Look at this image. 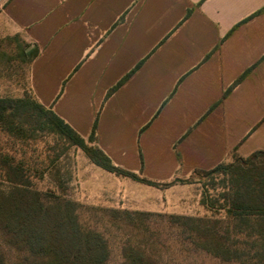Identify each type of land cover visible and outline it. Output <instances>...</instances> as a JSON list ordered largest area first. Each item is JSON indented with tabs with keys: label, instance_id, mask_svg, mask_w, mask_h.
I'll use <instances>...</instances> for the list:
<instances>
[{
	"label": "crops",
	"instance_id": "crops-1",
	"mask_svg": "<svg viewBox=\"0 0 264 264\" xmlns=\"http://www.w3.org/2000/svg\"><path fill=\"white\" fill-rule=\"evenodd\" d=\"M16 35L35 99L117 167L166 184L264 152V0H4Z\"/></svg>",
	"mask_w": 264,
	"mask_h": 264
},
{
	"label": "rangeland",
	"instance_id": "rangeland-1",
	"mask_svg": "<svg viewBox=\"0 0 264 264\" xmlns=\"http://www.w3.org/2000/svg\"><path fill=\"white\" fill-rule=\"evenodd\" d=\"M35 50L19 35L0 43V98L15 103L0 116V255L6 264L28 256L18 250L21 237L13 229L19 194L26 190L39 192L46 202H71L84 232L105 238V264H125L127 248L144 252L149 264H259L247 248L254 237L241 219L227 213L233 199L241 200L229 190L243 182L238 167L245 163L239 155L232 153L223 171H194L177 178L182 183L152 187L176 186L165 197L110 192L103 171L70 144L60 123L30 92Z\"/></svg>",
	"mask_w": 264,
	"mask_h": 264
},
{
	"label": "trees",
	"instance_id": "trees-1",
	"mask_svg": "<svg viewBox=\"0 0 264 264\" xmlns=\"http://www.w3.org/2000/svg\"><path fill=\"white\" fill-rule=\"evenodd\" d=\"M37 54L38 49L34 51L32 60ZM38 104L41 110L46 109L44 105L39 102ZM14 105V101L10 99L0 98V116ZM48 111L54 116L55 121L60 123V132L70 144L81 148L87 159L98 168L151 187L161 185L115 166L104 151L92 145L95 141L96 128L88 139H84L50 109ZM241 159L245 165H238V170L243 182L229 189L241 200L237 202L233 199L227 206V213L241 219L242 226H245L250 236L254 237V243L247 248L254 252L253 257H256L259 264H264V152L257 151L250 157ZM224 169L222 163L209 171L220 172ZM177 182L183 181L176 179L166 185H175ZM207 206L210 210L215 209L213 205ZM16 207L18 216L13 229L21 237L18 250L27 252L28 256L17 260L15 264L106 263L108 247L105 238L99 232L91 230L84 232L85 229L78 222L77 210L71 208L73 207L71 202H46L39 192L26 190L19 194ZM127 250L129 254L126 253ZM124 253L125 264H149L146 254L142 251L137 252L133 251V248H127ZM0 264H6L2 255H0Z\"/></svg>",
	"mask_w": 264,
	"mask_h": 264
}]
</instances>
